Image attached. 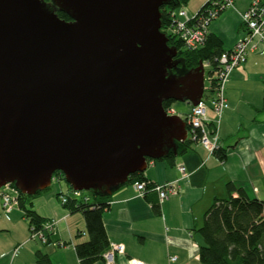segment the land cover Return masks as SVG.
<instances>
[{
    "label": "water",
    "instance_id": "water-1",
    "mask_svg": "<svg viewBox=\"0 0 264 264\" xmlns=\"http://www.w3.org/2000/svg\"><path fill=\"white\" fill-rule=\"evenodd\" d=\"M170 1L0 0V188L33 195L61 171L111 195L149 159L178 154L188 128L163 102L198 104L205 67L169 73Z\"/></svg>",
    "mask_w": 264,
    "mask_h": 264
},
{
    "label": "crops",
    "instance_id": "crops-1",
    "mask_svg": "<svg viewBox=\"0 0 264 264\" xmlns=\"http://www.w3.org/2000/svg\"><path fill=\"white\" fill-rule=\"evenodd\" d=\"M208 0H190V14L196 13ZM250 0H234L209 26V32L220 39L222 49H232L244 33L242 14ZM228 107L218 129L219 142L226 159L210 154L200 142L190 139L188 149L168 160H149L144 176L154 183L178 181V193L160 200L149 190L140 194L135 182L117 188L103 211V223L110 243L118 244L115 264H205L199 258L201 236L195 231L204 213L216 197H227V183L242 187L248 196L264 199V43L250 50L246 61L229 73L225 86ZM192 104L175 101L170 113L184 121ZM210 119L215 118L212 109ZM178 165L188 173L181 177ZM56 190L46 188L27 200L44 219L56 220L46 231L47 241L33 237L24 210L15 205L3 211L0 194V264H37L38 250L47 254L52 264H81L75 244L88 239L82 211H70L61 204L58 194L67 190L63 180H56ZM50 189V190H49ZM159 202L160 212L153 208ZM83 233L82 236H78ZM176 256L171 261L170 256ZM93 264H105L104 260Z\"/></svg>",
    "mask_w": 264,
    "mask_h": 264
},
{
    "label": "trees",
    "instance_id": "trees-1",
    "mask_svg": "<svg viewBox=\"0 0 264 264\" xmlns=\"http://www.w3.org/2000/svg\"><path fill=\"white\" fill-rule=\"evenodd\" d=\"M45 1L50 2L51 0ZM188 1L171 0L169 4L162 5L160 8L161 30L166 33L169 45L176 46L178 50L175 57L178 64L176 67L171 68L169 73H184L195 68L200 61H203L204 65L207 63L210 67V75L212 70L218 66V57L225 51L222 49L220 39L209 32L203 46L197 49H188L184 47L180 38L169 32V28L173 24L172 12L181 6H186ZM209 3L210 0L199 9L198 13L201 14L209 6ZM57 12L61 18L71 19L65 12L59 10ZM210 81L209 89L205 87V92H207L206 90L211 91L214 86L213 80L210 79ZM174 102V100L168 99L163 102V105L170 110ZM190 141V139H186L184 142L179 143L178 153L185 152L190 145ZM215 154L221 160L226 159V152L222 147ZM175 156L171 152L160 159L174 162ZM54 176L57 180L64 181L67 190L72 188L67 183L63 172L56 171ZM142 180L149 182L147 192L152 190L151 188L156 184L144 176V171L132 174L128 182ZM10 185L14 188L13 184ZM227 190V197L214 198L212 204L204 213L202 224L195 229L202 239L199 247V258L205 264H264V199L248 196L242 187L236 186L232 181L227 183ZM16 191L18 204L29 219L30 228L34 226L36 230L44 229V225L48 220L44 219L35 209L30 208L26 202L41 191L33 195L24 194L17 189ZM84 193L90 196V201L70 197L64 206L73 212L82 211L88 239L77 242L75 249L81 264H93L104 260L103 254L110 246L103 223V211L108 207V200L112 194L103 195L94 191L88 193L84 191ZM153 208L159 213V202L154 201ZM47 230L49 231V229ZM47 230H45V234ZM82 234L79 233L78 236H82ZM36 261L37 264H52L49 256L40 250L36 253Z\"/></svg>",
    "mask_w": 264,
    "mask_h": 264
},
{
    "label": "built area",
    "instance_id": "built-area-1",
    "mask_svg": "<svg viewBox=\"0 0 264 264\" xmlns=\"http://www.w3.org/2000/svg\"><path fill=\"white\" fill-rule=\"evenodd\" d=\"M233 3L234 0H210L209 6L201 14L198 11L190 14L186 6H181L172 12L173 24L170 26L169 32L180 38L184 47L197 49L205 44L211 22L227 8L231 7ZM242 23L244 33L232 49L221 53L218 57V66L209 75V79L214 82L212 90L209 93L204 91L200 102L192 105L185 116L189 138L202 143L210 154H214L222 147L219 142L218 129L222 114L228 107L225 86L229 73L246 61L250 50L256 48L260 42L264 43V0H250L248 9L242 14ZM205 65L208 64L206 63ZM209 109L214 111V119L209 118ZM178 170L181 177L188 175L183 165H178ZM56 180L54 176L53 181ZM178 181L177 179L171 182L156 183L151 189L158 193L160 200H163L178 193ZM148 184L149 182L144 180L135 182L140 194L147 192ZM3 187L0 188L2 206L3 211L8 213L18 204L17 191L10 184ZM11 192H14V194ZM70 197L90 201V196L85 194L84 190L70 188L69 190L61 191L59 194L62 205H65ZM55 222L56 220L46 222L44 229L36 230L33 226L31 228L32 236L46 241L45 230H50ZM122 252L123 249L120 245L110 243L109 249L103 254L105 264H115L116 255ZM170 260H176V256L171 255ZM130 261L132 264H145L138 259H130Z\"/></svg>",
    "mask_w": 264,
    "mask_h": 264
},
{
    "label": "rangeland",
    "instance_id": "rangeland-1",
    "mask_svg": "<svg viewBox=\"0 0 264 264\" xmlns=\"http://www.w3.org/2000/svg\"><path fill=\"white\" fill-rule=\"evenodd\" d=\"M190 1V0H189ZM189 1H188V3H189ZM204 67H205V87H207V89H209V86H210V84H211V81H210V79H209V71H210V67L208 66V65H204ZM207 91V93H209V91L208 90H206ZM57 182L56 181H52V183H51V188L50 189H53L54 191L56 190V187H57V184H56ZM4 188V187H3ZM10 188H12V187H10ZM49 189V190H50ZM86 193H88L89 191H87V190H84ZM12 194H14V192H11Z\"/></svg>",
    "mask_w": 264,
    "mask_h": 264
}]
</instances>
